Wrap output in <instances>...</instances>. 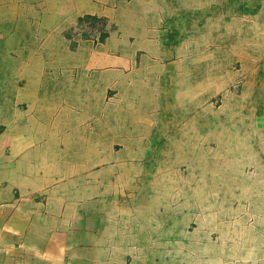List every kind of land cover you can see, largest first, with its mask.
Masks as SVG:
<instances>
[{
  "label": "crops",
  "instance_id": "1",
  "mask_svg": "<svg viewBox=\"0 0 264 264\" xmlns=\"http://www.w3.org/2000/svg\"><path fill=\"white\" fill-rule=\"evenodd\" d=\"M223 105L264 116V0H0V264H182L181 168L264 176Z\"/></svg>",
  "mask_w": 264,
  "mask_h": 264
},
{
  "label": "rangeland",
  "instance_id": "2",
  "mask_svg": "<svg viewBox=\"0 0 264 264\" xmlns=\"http://www.w3.org/2000/svg\"><path fill=\"white\" fill-rule=\"evenodd\" d=\"M239 96L230 99V107ZM225 107H216V113L239 121L231 130L240 132L243 138L262 136L264 144V116L260 111ZM225 152L222 148L215 150L208 174H199L203 170L199 162L181 168V191L167 189L164 193L168 201L170 198L176 203L174 209L182 208V230L188 233L181 241L182 264H264V191L260 187L264 176L256 173L254 163L246 166V176L234 173L227 158H222ZM195 170H200L198 175ZM199 176L203 179L198 180ZM194 185L197 191L200 188L197 197L195 192L193 195ZM203 247H209V251H203Z\"/></svg>",
  "mask_w": 264,
  "mask_h": 264
},
{
  "label": "trees",
  "instance_id": "3",
  "mask_svg": "<svg viewBox=\"0 0 264 264\" xmlns=\"http://www.w3.org/2000/svg\"><path fill=\"white\" fill-rule=\"evenodd\" d=\"M106 25H107L106 18L86 15L79 19L77 28H79L80 31L84 32L83 29L86 27V30L84 33L85 36H90L91 33L100 31L101 33L100 40H105V38L108 36Z\"/></svg>",
  "mask_w": 264,
  "mask_h": 264
}]
</instances>
